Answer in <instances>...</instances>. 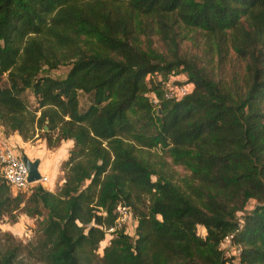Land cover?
<instances>
[{
  "label": "trees",
  "instance_id": "trees-1",
  "mask_svg": "<svg viewBox=\"0 0 264 264\" xmlns=\"http://www.w3.org/2000/svg\"><path fill=\"white\" fill-rule=\"evenodd\" d=\"M188 32L204 55L241 60L243 84L180 54ZM64 64L62 77L47 74ZM176 72L191 91L166 100ZM79 91L91 94L82 111ZM0 125L23 141L45 125L48 147L70 141L54 191L12 194L0 176V217L37 225L33 241L0 249V264H31L22 253L41 264H264V0H0ZM156 149L188 173L173 180L145 155ZM117 204L131 235L116 227Z\"/></svg>",
  "mask_w": 264,
  "mask_h": 264
},
{
  "label": "rangeland",
  "instance_id": "rangeland-1",
  "mask_svg": "<svg viewBox=\"0 0 264 264\" xmlns=\"http://www.w3.org/2000/svg\"><path fill=\"white\" fill-rule=\"evenodd\" d=\"M152 41V46L155 47L159 52L164 53L165 48L163 44L160 42L157 35H151L150 36ZM179 52L180 54L184 56H194L196 58L197 64L202 66L204 70L212 77L213 79H217L220 82H227L231 81L232 83L235 82L236 86H241L243 84V62L239 59H237L234 54L231 51H228L227 53H224L222 55H217L215 53H209L208 55L203 54V45H202V38L200 35L196 33L188 32L185 33V38H183L179 43ZM67 65H59L57 68L48 71V75L51 77H62L64 73L67 70ZM184 73L176 72L173 75H170L169 78L184 80ZM155 79V78H154ZM23 99L26 103V107L28 111H34L36 107L35 100L33 99V96L31 95V92L29 89L25 90L22 94ZM78 107L79 110H84L88 104L91 102V94L90 93H83L78 92ZM36 115H38V111L35 112ZM45 125L42 126V128H34L33 135L30 139L25 140V146L31 148L32 151H35L37 149H40L43 151L42 158H50V156L53 153H59L61 155H64L63 158H61V161L57 163L59 175L58 177L61 178L60 184L62 183V172L60 171V165L62 161H64L67 157V150L70 148V143L65 142L61 144L62 142L55 146V147H48L46 145V141L43 138V133L46 131L44 129ZM16 134V132H9L7 128L0 125V140H6L10 145L15 148V144L12 143V139L9 137L10 135ZM19 136V135H18ZM38 151V150H37ZM150 154L146 153V156H154V153L156 154L155 158L160 155L162 159L165 160L167 163L168 169L171 170V175L173 176V180L179 181L180 178L185 176L188 172L185 171L183 168L173 165L169 158L164 156L163 151L156 149L151 150L149 152ZM154 158V157H153ZM38 161V160H37ZM154 179V177H151ZM41 181L30 183L29 185H33L35 183H39ZM60 184L58 186H60ZM44 186V185H43ZM56 186V188L58 187ZM29 187V186H28ZM27 187V188H28ZM55 188V189H56ZM26 192V191H25ZM253 203L250 202V207ZM12 215L15 216V220L12 222L11 218L9 216L4 215L0 217V249H3L8 243H16L19 242L22 245H24L27 242L33 241V239L36 237V220L34 218H30L24 214H18V213H12ZM133 226V220L131 217L127 220V222L123 225V230L127 234L131 235V230ZM197 233L199 235H204V230L202 227H197ZM110 235L106 233L104 239L98 244L96 253L98 255L101 254V249L107 245ZM229 243L228 241L223 242L222 250L224 254H229ZM233 251V249H232ZM21 257L24 258V260L29 261L31 264H41L31 258L28 259L27 255L25 253L21 254Z\"/></svg>",
  "mask_w": 264,
  "mask_h": 264
},
{
  "label": "built area",
  "instance_id": "built-area-1",
  "mask_svg": "<svg viewBox=\"0 0 264 264\" xmlns=\"http://www.w3.org/2000/svg\"><path fill=\"white\" fill-rule=\"evenodd\" d=\"M169 76L162 82L161 86V96L164 99L177 101L191 91L190 83L169 78ZM156 80L161 79L159 76H156ZM147 97L153 105L157 104L158 98L153 93H149ZM0 176L8 185L12 194L17 191H25L30 184L27 182V169L21 160V154L6 140H0ZM44 180L45 177L41 176L39 181ZM114 212L116 214V227H121L129 219V208L124 204H117ZM112 229V227H109L106 229V233L109 234ZM233 252L236 255L238 253V247Z\"/></svg>",
  "mask_w": 264,
  "mask_h": 264
},
{
  "label": "crops",
  "instance_id": "crops-1",
  "mask_svg": "<svg viewBox=\"0 0 264 264\" xmlns=\"http://www.w3.org/2000/svg\"><path fill=\"white\" fill-rule=\"evenodd\" d=\"M12 139V143L15 144L16 151L21 155H25L29 159L38 160L37 169L41 176L45 177L44 181L39 182L45 189L49 191H54L56 186L60 184L61 178L58 177L59 171L57 163L61 161V158L64 155L59 153H53L50 158H42L44 154L43 151L37 149L32 151L31 148L25 146V142L21 139L20 136L13 134L9 136ZM70 141H62L61 144ZM70 147V146H69Z\"/></svg>",
  "mask_w": 264,
  "mask_h": 264
},
{
  "label": "water",
  "instance_id": "water-1",
  "mask_svg": "<svg viewBox=\"0 0 264 264\" xmlns=\"http://www.w3.org/2000/svg\"><path fill=\"white\" fill-rule=\"evenodd\" d=\"M43 128L46 129V126ZM21 160L27 169V182L33 183L39 181L41 179V175L37 169L38 161L36 159H29L25 155H21Z\"/></svg>",
  "mask_w": 264,
  "mask_h": 264
}]
</instances>
